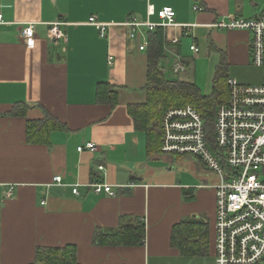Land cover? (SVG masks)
<instances>
[{
	"label": "crops",
	"instance_id": "1",
	"mask_svg": "<svg viewBox=\"0 0 264 264\" xmlns=\"http://www.w3.org/2000/svg\"><path fill=\"white\" fill-rule=\"evenodd\" d=\"M165 6L176 11L175 25L161 26L166 57L184 62L187 72L197 45L216 52L215 69L225 55L229 78L232 70L252 79L251 34L214 24L260 16L257 0H0V264H34L38 248L66 245L77 247L80 264H216L218 176L198 157L150 152L129 109L147 101L153 32L142 27L131 37L130 26L117 25L102 37L90 23L93 16L102 23H159ZM29 23L34 46L22 36ZM53 23L64 39L50 38ZM106 82L118 92L115 105L98 100ZM45 119L57 126L46 140H30L29 121ZM159 134L162 147L161 125ZM88 143L98 151L78 150ZM59 175L62 183L55 182ZM94 180L112 184L116 194L95 193L87 186ZM128 217L144 222V242H94L98 233L115 234ZM184 220L204 224L206 234L196 239L204 254L172 243Z\"/></svg>",
	"mask_w": 264,
	"mask_h": 264
},
{
	"label": "built area",
	"instance_id": "2",
	"mask_svg": "<svg viewBox=\"0 0 264 264\" xmlns=\"http://www.w3.org/2000/svg\"><path fill=\"white\" fill-rule=\"evenodd\" d=\"M195 10L202 9L195 7ZM157 15L161 20L159 23L137 19L123 24L102 23L94 16L90 23L99 29L102 37H107L109 29L117 25L130 26L131 37H136L142 27L153 31L160 26L175 25L176 11L172 7H163ZM214 26L223 30H246L251 34V61L263 69L262 81L254 85L229 78V99L217 108L212 137L205 119L193 105L165 111L160 124L161 150L165 154L198 157L219 178L215 186L216 264H257L264 262V11L258 17H232L229 21H218ZM22 36L29 45H35L33 23L22 29ZM49 36L54 41L64 39L60 23L51 25ZM146 45L143 43L141 50ZM191 50L195 54L200 52L197 45H192ZM186 69L184 62L179 61L173 71L179 74ZM85 149L95 152L98 145L88 143L78 147L79 151ZM99 169L104 167L99 166ZM62 181V176L55 177V182ZM87 186L97 194H116L109 183L94 181ZM12 189L7 192L8 197H12ZM73 192L79 194L78 185Z\"/></svg>",
	"mask_w": 264,
	"mask_h": 264
},
{
	"label": "trees",
	"instance_id": "3",
	"mask_svg": "<svg viewBox=\"0 0 264 264\" xmlns=\"http://www.w3.org/2000/svg\"><path fill=\"white\" fill-rule=\"evenodd\" d=\"M152 32L153 38L150 39L151 54L148 60V81L145 86L147 101L143 104L130 105L129 109L134 117L136 128L147 133L148 150L161 153L159 126L164 112L174 107L193 105L205 119L209 136H213V123L217 108L229 99V75L226 57L222 55L215 70L213 90L210 95L203 93L194 81L169 77L160 66V61L166 58L165 30L160 26ZM97 97L100 102H109L112 105L118 102L116 87L108 82L98 86ZM54 126H57L56 122H52L50 119L29 121L28 137L30 140H46V134ZM205 229L204 224L197 220H184L174 227L172 243L184 253L204 254V249L199 247L196 239L199 235L206 234ZM144 238V222L128 217L124 218L115 234L103 235L98 233L94 242L100 245L137 244L144 242ZM34 264H80L77 247L74 245L40 247L37 249ZM257 264H264V262Z\"/></svg>",
	"mask_w": 264,
	"mask_h": 264
},
{
	"label": "rangeland",
	"instance_id": "4",
	"mask_svg": "<svg viewBox=\"0 0 264 264\" xmlns=\"http://www.w3.org/2000/svg\"><path fill=\"white\" fill-rule=\"evenodd\" d=\"M259 2L260 6H264V0H257ZM157 18V17H156ZM154 20V17H153ZM192 52H190V56H195V58L191 57L189 58L191 61V67L188 69L187 72H180L179 74L174 73L173 68H174V64L177 62H175V58L172 57L171 55H169L168 57H166L165 59L160 61V66L163 68L164 72L172 78H179V79H187V80H194L198 86L201 88L203 93L209 92L211 90V86H212V79L215 75V65H216V57H214L216 55V52L214 50H204L202 48H200V52L197 54H191ZM252 68L250 70V77H252L251 80L255 78H257V76L262 75L263 74V69H260L254 65H251ZM237 67H235V71L238 70L236 69ZM230 77L235 78L238 82L240 83H244V84H252L254 83L253 81H251L250 79L244 80L242 79V76L239 77L238 75H236L235 72H233L232 70L230 71Z\"/></svg>",
	"mask_w": 264,
	"mask_h": 264
},
{
	"label": "water",
	"instance_id": "5",
	"mask_svg": "<svg viewBox=\"0 0 264 264\" xmlns=\"http://www.w3.org/2000/svg\"><path fill=\"white\" fill-rule=\"evenodd\" d=\"M132 180H135L136 178H131Z\"/></svg>",
	"mask_w": 264,
	"mask_h": 264
}]
</instances>
